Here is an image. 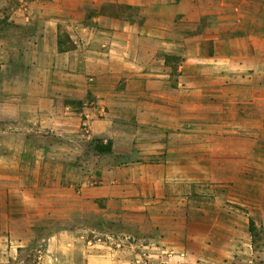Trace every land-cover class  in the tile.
Wrapping results in <instances>:
<instances>
[{
  "label": "crops",
  "instance_id": "crops-1",
  "mask_svg": "<svg viewBox=\"0 0 264 264\" xmlns=\"http://www.w3.org/2000/svg\"><path fill=\"white\" fill-rule=\"evenodd\" d=\"M250 220L264 0H0V264L54 224L78 264H264Z\"/></svg>",
  "mask_w": 264,
  "mask_h": 264
},
{
  "label": "rangeland",
  "instance_id": "rangeland-1",
  "mask_svg": "<svg viewBox=\"0 0 264 264\" xmlns=\"http://www.w3.org/2000/svg\"><path fill=\"white\" fill-rule=\"evenodd\" d=\"M79 222L80 221L76 219L71 220V225L77 226ZM63 226H67V224L38 226V228L32 231L34 233L33 242L18 249L12 258H9L8 261H5L2 264H78L74 261L78 260L80 257L81 247L79 245H73V247L67 246L65 242V245L54 250V253H56V259L50 256H45L46 250L48 249L46 246L48 236L57 232ZM89 226V230L76 231V235L79 236L82 234L84 239L86 238L85 240H90L92 243L98 239L100 241H105L108 246L112 244V241L117 239L113 233L115 230L107 233L105 228H103L99 222H96V220H91ZM252 245L255 252L262 257V261H264V228L255 225V234L252 237Z\"/></svg>",
  "mask_w": 264,
  "mask_h": 264
},
{
  "label": "trees",
  "instance_id": "trees-1",
  "mask_svg": "<svg viewBox=\"0 0 264 264\" xmlns=\"http://www.w3.org/2000/svg\"><path fill=\"white\" fill-rule=\"evenodd\" d=\"M95 150L97 152H108L109 151V146L108 145H105V146H102V145H95ZM249 231L253 237V235L255 234V223L253 220H250L249 221Z\"/></svg>",
  "mask_w": 264,
  "mask_h": 264
}]
</instances>
